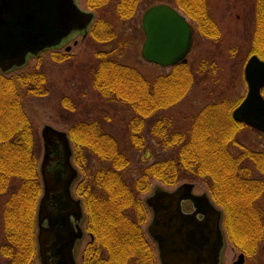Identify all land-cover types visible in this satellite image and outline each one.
<instances>
[{
    "label": "trees",
    "instance_id": "obj_1",
    "mask_svg": "<svg viewBox=\"0 0 264 264\" xmlns=\"http://www.w3.org/2000/svg\"><path fill=\"white\" fill-rule=\"evenodd\" d=\"M106 0H97L90 9L98 10ZM208 39L218 37V28L208 15L206 0H172ZM139 0H119L116 12L127 19ZM254 30L249 55L264 60V0H254ZM98 22V21H97ZM96 25L90 36L100 42ZM195 29V30H196ZM108 40V41H107ZM121 50H101L91 69L93 88L99 96L118 102L133 114L128 124L129 144L141 149L145 122L181 101L195 84L197 74L186 62L173 66L153 82L135 68L123 65L116 56ZM47 82L43 73L33 70L16 79L0 73V196H7L2 212L4 240L0 255L6 264H33L36 252L35 221L41 194L37 169L36 138L31 122L23 112L17 89L27 95L44 96ZM264 96V89L262 90ZM239 101L213 102L194 117L187 134L171 131L164 120L156 119L150 134L162 149L172 150L141 168L131 186L123 173L129 158L115 137L99 121H79L69 129L73 158L82 173L75 193L81 199L87 218L86 230L92 237L82 252V264H158L155 252L142 228L148 210L140 199L152 180L167 187L182 182H202L213 201L224 211L229 240L245 256L264 249V151L243 149L234 155L230 147L245 125L231 113ZM66 108L74 109L68 99ZM94 157L98 161L92 163ZM248 160L257 172L244 165Z\"/></svg>",
    "mask_w": 264,
    "mask_h": 264
},
{
    "label": "rangeland",
    "instance_id": "obj_2",
    "mask_svg": "<svg viewBox=\"0 0 264 264\" xmlns=\"http://www.w3.org/2000/svg\"><path fill=\"white\" fill-rule=\"evenodd\" d=\"M87 1L92 5L97 2V0H76V3L84 12L93 11L94 25H96L95 34L99 38L112 37L110 41H97L90 34L84 38L79 34H72L66 43L45 49L36 57H29L26 66L22 69H13L2 75L6 78L16 79L35 70L43 73L46 78L47 93L44 96L27 95L24 89H17L23 112L35 131L39 176L43 156L41 131L45 126L63 131L69 136V129L74 123L97 120L102 123L108 133L115 137L119 148L129 158V167L124 171L123 176L131 186L143 166L172 154V150L162 149L150 134L149 129L154 120H164L171 131L187 134L191 129L194 117L204 106L221 101L229 103L239 101L240 103L245 97L247 86L243 70L250 56L255 19L254 0H206L207 13L218 28L216 39H208L200 35L197 32L196 24L181 10H178L172 0H139L136 10L127 19H121L116 12V4L119 0H106L98 10L90 9ZM156 4L173 7L192 25L194 33L185 62L193 68L197 76L195 84L181 101L146 120L143 146L141 149H135L129 144L128 124L133 116L132 112L124 105L102 98L97 94L92 84L91 69L97 64L98 59L95 55L98 51L117 49L122 51L120 55L116 56L117 61L135 68L149 82H153L157 76L168 74L171 68H163L146 62L140 52L144 41L141 16L147 8ZM67 49L69 50L67 51ZM63 99H68L74 109L66 108L62 104ZM235 140L237 144L232 145L230 149L236 156L241 154L243 149L252 152L264 151V133L246 125L237 133ZM88 158L92 159L95 166L98 165L97 159L89 156ZM72 161L79 172L78 179L72 187L73 197L78 198L75 188L82 179V173L74 158ZM244 165L251 169L254 176H257L254 166L248 160L244 161ZM183 183H192L194 194L206 193L211 202L223 210L213 201L205 184L198 181H185L178 185ZM178 185L167 187L152 180L148 192L142 194L140 199L144 201L154 187L173 191ZM7 198V196H0V244L4 240L2 212ZM261 201V208H263L264 198ZM150 217L151 213L148 211L146 223L142 228L144 233ZM86 223L87 218L84 215L81 225L84 236L77 243L74 253L77 264H82V252L90 242ZM221 229L225 236L221 264H232L242 252L229 240L224 220L221 223ZM36 236L35 231V240ZM147 239L154 249L157 263L160 264L156 245L148 237ZM0 264H6V260L1 255ZM33 264H40L37 243ZM244 264H264V249L252 257L246 256Z\"/></svg>",
    "mask_w": 264,
    "mask_h": 264
},
{
    "label": "water",
    "instance_id": "obj_3",
    "mask_svg": "<svg viewBox=\"0 0 264 264\" xmlns=\"http://www.w3.org/2000/svg\"><path fill=\"white\" fill-rule=\"evenodd\" d=\"M92 19L93 14L82 11L75 0H0V71L6 74L23 68L29 55L60 45L72 33L85 36ZM141 27V57L146 62L172 67L185 60L192 28L177 10L165 4L153 5L142 14ZM243 75L247 92L232 118L264 133V60L251 55ZM41 137L43 194L36 215L38 257L40 264H76L74 248L83 237V210L81 201L71 193L78 172L71 162L70 139L49 126L42 129ZM193 187L192 183H183L173 191L155 187L144 199L152 215L146 233L156 244L160 264H220L222 213L206 194H193ZM185 201L193 204L190 214L182 212ZM244 261V255L239 254L233 264Z\"/></svg>",
    "mask_w": 264,
    "mask_h": 264
},
{
    "label": "flooded vegetation",
    "instance_id": "obj_4",
    "mask_svg": "<svg viewBox=\"0 0 264 264\" xmlns=\"http://www.w3.org/2000/svg\"><path fill=\"white\" fill-rule=\"evenodd\" d=\"M200 195V194H199ZM181 209L183 213L190 214L194 211L193 204L190 201H185L181 203ZM219 209V208H218ZM220 210V209H219ZM198 219L202 218V215H197Z\"/></svg>",
    "mask_w": 264,
    "mask_h": 264
}]
</instances>
